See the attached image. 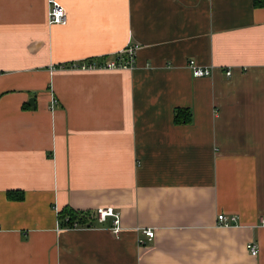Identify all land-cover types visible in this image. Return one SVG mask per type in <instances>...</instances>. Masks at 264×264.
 <instances>
[{
  "label": "crops",
  "instance_id": "1",
  "mask_svg": "<svg viewBox=\"0 0 264 264\" xmlns=\"http://www.w3.org/2000/svg\"><path fill=\"white\" fill-rule=\"evenodd\" d=\"M57 1L66 25L0 0V264H264V7ZM130 45L133 71L75 67ZM100 207L119 235L59 225Z\"/></svg>",
  "mask_w": 264,
  "mask_h": 264
},
{
  "label": "built area",
  "instance_id": "2",
  "mask_svg": "<svg viewBox=\"0 0 264 264\" xmlns=\"http://www.w3.org/2000/svg\"><path fill=\"white\" fill-rule=\"evenodd\" d=\"M49 22L51 25H66L68 23V15L65 7L57 0H49ZM138 45H130L126 49H123L119 53L102 59L101 62L88 61L84 64L77 65L75 67L84 70H135L136 69V54L139 50ZM189 69L195 78L210 77L212 70L210 68L200 67L194 60L189 61ZM227 76L232 75V71L226 72ZM112 218L113 226L112 231L114 234L119 235L122 231L121 215L116 209L111 207H100L94 212V219L98 224H104L107 219ZM219 225L223 227H231L238 224V218L236 216H226L221 214L218 216ZM149 241L155 238V230L146 229L143 231ZM248 250L253 256H257L259 251L258 248L253 244L247 245Z\"/></svg>",
  "mask_w": 264,
  "mask_h": 264
},
{
  "label": "trees",
  "instance_id": "3",
  "mask_svg": "<svg viewBox=\"0 0 264 264\" xmlns=\"http://www.w3.org/2000/svg\"><path fill=\"white\" fill-rule=\"evenodd\" d=\"M257 7H264V0H254ZM192 114L188 109H177L175 122L177 124H187L191 122ZM94 213L91 211H78L65 209L59 213V225L61 228H80L95 226Z\"/></svg>",
  "mask_w": 264,
  "mask_h": 264
}]
</instances>
